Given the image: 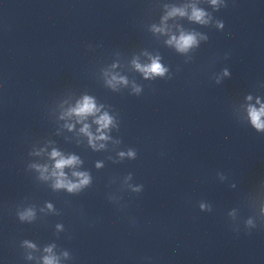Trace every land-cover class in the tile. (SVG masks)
Instances as JSON below:
<instances>
[{
    "label": "clouds",
    "instance_id": "9594fccd",
    "mask_svg": "<svg viewBox=\"0 0 264 264\" xmlns=\"http://www.w3.org/2000/svg\"><path fill=\"white\" fill-rule=\"evenodd\" d=\"M212 5L218 6L220 4V0H211ZM227 5L225 4L224 7ZM185 15V12L183 9H172L171 12H169V15ZM207 13H205L202 9H198L196 7H193L192 9V15L190 16V19L199 22L200 24H207L209 22L207 17ZM224 22L217 21V27L223 29L224 28ZM156 31H161V29H155ZM206 39V38H205ZM168 44L174 45L177 51L179 52H187L190 48L198 44L197 36L196 34H184L181 33L179 38L173 36L169 41H167ZM160 58L156 57L152 59L151 64L146 66H141L140 64L136 63L135 67L141 71L146 78L148 77H164L167 73L168 69L165 68L160 62ZM224 75H228V70H224ZM117 78L113 77L112 80L115 81ZM120 82L126 83V81L123 80V78H120ZM109 84H112V81H109ZM114 86V85H113ZM137 92H139V89H136ZM248 99H251V97H248ZM259 102V101H258ZM100 109L97 108L94 100L89 97L85 96L82 100V102L78 103V105L71 109L68 113V115H75L79 118V120H84L90 115H94L95 113L99 112ZM248 116L251 121L252 126L260 132H264V105H261L259 109L249 106L248 108ZM95 123L99 125L97 131L100 132L99 136H93L92 133L89 131V125L84 124V126L81 128V132L84 133L89 137V144L92 145L93 148L96 147L95 141L96 140H105L108 137H106L103 134L104 129H108L110 125L113 123L112 117H110L107 113H104L102 116H100L98 119L95 120ZM69 128H71V125H69ZM99 147L103 148L104 145L100 144ZM129 157H135V152L130 150L126 154ZM120 156H125L124 152L120 153ZM51 158L55 161L54 167L51 170L50 176L54 178V182L52 184L53 189L55 190H66L68 193H78L86 186L90 185L91 178L87 172H73L72 175L77 178L76 182H73L72 180L68 179L66 176L64 169L66 167H73L75 165H78L81 161L78 157L72 155L65 158L59 151L53 149L51 152ZM33 167H36L40 173L42 179H49L48 175H45V173H48L49 169L47 166H38L33 165ZM99 167V165H98ZM135 191H139V189H134ZM47 207L49 209H52V205L48 204ZM201 208H204V205H201ZM209 211L211 209L209 208ZM19 220L21 222L23 221H29L31 222L35 218V212L32 208H28L23 212L18 213ZM57 227H61L60 225H57ZM245 227L246 228H255L256 225L253 223L251 219H248L245 221ZM239 232V230H236ZM24 244L28 248H35V245L30 243L29 241H24ZM53 246L46 247L44 251L48 253V255H45L43 257V264H60V260L57 256L53 255ZM63 256L68 257L69 253L64 252ZM28 259H32V257L29 255Z\"/></svg>",
    "mask_w": 264,
    "mask_h": 264
}]
</instances>
